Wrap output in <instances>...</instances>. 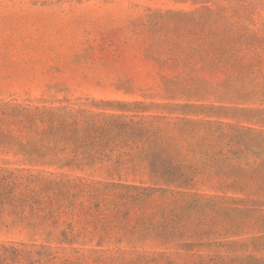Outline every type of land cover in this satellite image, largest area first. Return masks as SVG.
I'll list each match as a JSON object with an SVG mask.
<instances>
[{"label": "trees", "instance_id": "1", "mask_svg": "<svg viewBox=\"0 0 264 264\" xmlns=\"http://www.w3.org/2000/svg\"><path fill=\"white\" fill-rule=\"evenodd\" d=\"M164 119L0 101V231L28 241L0 264H264V235L189 242L213 234L202 209H264V135Z\"/></svg>", "mask_w": 264, "mask_h": 264}, {"label": "rangeland", "instance_id": "2", "mask_svg": "<svg viewBox=\"0 0 264 264\" xmlns=\"http://www.w3.org/2000/svg\"><path fill=\"white\" fill-rule=\"evenodd\" d=\"M0 101L190 120L198 137L208 122L264 135V0H0ZM222 211L202 209L213 234L189 242L264 235V209ZM235 225L242 234L226 235ZM5 231L0 247L28 242Z\"/></svg>", "mask_w": 264, "mask_h": 264}]
</instances>
